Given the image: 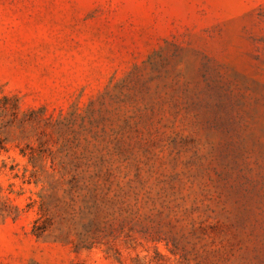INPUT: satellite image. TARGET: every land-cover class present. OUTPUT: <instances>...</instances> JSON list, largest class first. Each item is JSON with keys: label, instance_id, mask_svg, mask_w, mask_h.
<instances>
[{"label": "rangeland", "instance_id": "374dc122", "mask_svg": "<svg viewBox=\"0 0 264 264\" xmlns=\"http://www.w3.org/2000/svg\"><path fill=\"white\" fill-rule=\"evenodd\" d=\"M0 264H264V0H0Z\"/></svg>", "mask_w": 264, "mask_h": 264}, {"label": "trees", "instance_id": "16d2710c", "mask_svg": "<svg viewBox=\"0 0 264 264\" xmlns=\"http://www.w3.org/2000/svg\"><path fill=\"white\" fill-rule=\"evenodd\" d=\"M0 148H2V146H1V142H0Z\"/></svg>", "mask_w": 264, "mask_h": 264}]
</instances>
